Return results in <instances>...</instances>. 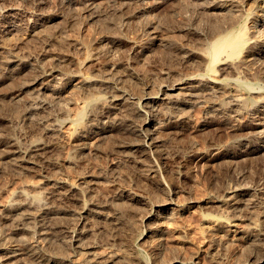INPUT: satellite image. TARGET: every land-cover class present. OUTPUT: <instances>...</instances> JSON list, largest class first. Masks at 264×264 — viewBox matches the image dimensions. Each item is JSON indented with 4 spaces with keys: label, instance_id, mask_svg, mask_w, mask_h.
Returning <instances> with one entry per match:
<instances>
[{
    "label": "rangeland",
    "instance_id": "1",
    "mask_svg": "<svg viewBox=\"0 0 264 264\" xmlns=\"http://www.w3.org/2000/svg\"><path fill=\"white\" fill-rule=\"evenodd\" d=\"M85 1H87V0H0V2L1 3L3 2L2 4L6 5V6H10V5L15 6V4H16V6L17 5L21 6L19 8L22 9V11L24 12V15L27 14V16L25 15L26 17L24 16L20 19V21L18 23L19 27L17 26L18 28L16 27V29L13 31L14 34H13V32H9L10 33L9 35L6 34V38H7L6 41H8V42L12 41V43L14 42V44H17V46L20 45L18 47L20 52L22 51L21 53L26 54V55L29 54L28 55V56H30L29 61L31 60V62H29V68L26 70L24 69L23 71L21 70L20 71L21 73L19 72L18 69L17 70L15 68L12 69V67H8L6 65H5V67H4V65H2V67H1V63H0V68H1L0 71H1V73H3V74L0 73V75L2 77V78H0L1 79L0 83L2 84V86L0 84V86H1L0 87V99L5 98V100H7V101H4V99L0 100V104H1L0 107H1V109L3 108L2 109L3 113L0 111V246H1V248L4 246L6 248L8 247L7 249H9V250L10 249L16 250V248H17L19 250V251L17 250L18 253H20L22 255L21 256L22 261L27 262L28 257L30 255L32 249L33 248L35 249L36 247H38V244H37L38 242H41L43 239H45L49 235H52L53 233H55V234H53L52 236H49V239L50 238L52 239L53 236L55 239V235H57L59 237L58 233H60V230H55V227H56L55 225L60 226L58 228H61L69 220L65 219L66 220V221L64 220L65 223H64V221H61V222L59 221V223L58 222L55 223V220L49 221L47 219H44L45 220L44 223L46 222L45 225H47V223H51L50 225L48 224L50 227H47L48 225L47 226H39V227L36 226L37 227L36 234L34 233L35 235H32V233H33L31 231L32 229L31 228L27 229L26 228V227H28L27 224H25V225L23 224V226H22V221H21L19 215L16 214L15 212L11 211L8 208L12 202L17 200V198L19 196L18 193L23 191V190H25L26 192L28 191L29 193H33V194L36 191L35 194H37V195L42 194L40 196L43 197L52 191V187L56 188V186H61L62 190L61 189L57 190V191L55 190V195L52 197V201H51L52 203L54 201V204H52V205H55V203H56L57 205H61L62 207H69L71 209L75 208L74 210H76V211H79V210L81 211V209H83V208H86L87 211H89V213L87 212V214L89 215L88 218H90L89 222H92V224H94L95 227L100 224L99 226L102 228L100 235H98L97 238L94 240L95 242L93 241V239L91 241L92 242L91 244L92 245L94 244L93 246L95 247V251L98 252L100 250L99 253H101L102 250H108L109 251L110 250L109 249L110 244L116 245V243H115L116 241H122V242H125L126 244H129L130 241L132 242L134 240L133 239L134 234L141 235L142 233H145L149 229H152L154 227L153 229L156 232L155 236L157 235L158 237L154 236L152 238V240H150V242H152L156 247L153 244H150L151 247L147 246V248H145L144 251H145L146 255L151 256L152 255L151 253H153L152 251L157 250L158 248H159L158 250H160V251L163 249L161 251L162 253L161 252L160 253H161V256H163L162 258H164V259H162L163 260L162 262H164V264H165V262H167L166 264H172L176 261H182L184 264H241V263L242 264H248L250 261L252 262V260H253L252 258H254V257L255 258H258V257L261 258V264H264V257H263L264 252L263 253L262 252L256 253L257 251L260 250V246H261L260 244L264 242V237L258 235L262 238L261 239L259 237L260 238L259 239L257 236H254L256 234H251V236H250V238L252 239L251 240L242 234V233H245L248 230V228L251 226V223H250L251 220L249 218H247V217H249V215H247L249 210L248 211L243 210V212H244L243 214H245L246 216L242 214V215H239L240 218L238 216V219H237V217L234 218L229 213H226L227 209L221 208V206H220L221 209L219 208L218 205H216V206L215 205H213V206L209 205L208 206L210 201L213 202L216 200V198H217V200H219L220 197L224 196L226 194V192L229 191L228 188H231V189L240 188V187L241 188H244V187L247 188L250 193L252 192L250 195H253V196L249 197L250 199H252V198L254 199L257 197L254 200L252 199L253 202H260L264 199V190H263L264 189V147H263V144L262 143L259 144L257 141L258 139H256V136H254V135H251L252 137L249 135L251 139L249 138L247 143H245L244 141H241L240 137H245L246 134L244 135V133H242L244 135L243 136L242 134L240 135V133H237V132L235 133V128H234V126L235 127L242 126V125L244 126L249 122L248 113L246 111H243L239 116L229 118L230 122H229V120H228V122H226L225 118L221 117L219 115H215L211 118H206V115H205L206 106L205 105H199V106H201V108L199 106H196V107L192 108L190 111H188L189 114L188 113L186 114L185 121L187 123L185 121H183L182 123L179 124L178 129L174 130L175 132L177 131L176 132L177 135L175 134L174 131H172V132L166 131L167 134L165 131H163L164 135L163 134H161L162 136L160 135V138L162 139V141L159 138V141H160L159 145H160V148L161 147L162 148L161 149L159 148L158 149L159 152L157 153L155 151V149L154 148L152 149V147H150V145L147 143V139H146L147 133L145 131H142L141 128L139 127L140 126L139 122H141V120H140V117L138 115H136L137 113L135 114V112H136L135 108L137 107L136 104L139 103V101L141 100V97L143 98L144 96H146V93H147V95H149L150 94L149 91L151 92V94L152 93L155 94L157 91V94L160 93L159 97L162 99L163 96H161V93L165 90L166 85H168V83L170 81V77L169 78L168 77L162 78L161 77V73H162L161 71H167L168 69L174 68V70L176 69L175 70L176 75H179L182 73L185 74L187 72H191L192 70L190 71V69L195 67L196 64L198 65L200 60L196 59V61H199V62L198 63L193 62V64H195V65L192 67V65H193L192 64L191 67L188 68L183 63L184 60L188 59L184 53L183 54L185 56L183 54H181V52H178V51L175 52L176 49H173L174 51H172V49H171V53H170L169 49L163 48V50H160L162 47L159 48V46L157 47V45L155 43H151L150 47L146 48L147 50L146 49L144 50V54H142V50L138 49L137 47H135L133 45L131 47V44H126V45H121V46L113 48V50L118 48L115 51L117 53L118 57H115L116 59H114V61L104 59L105 57L101 56L100 61L95 62V61H92L91 59H89V54L87 51L74 48L73 46H70L68 44V41H67L69 38L76 37L80 41L85 39L86 43H87V41H89L92 38V36L94 37L95 35H98V34L103 35V34L109 32L111 27H112L111 32L115 31V32L119 33V31H120V33L122 34L123 32H125V30L127 31V32L123 33L122 35L120 33L119 34L116 33L118 37L129 38V40L135 39L141 43H144V41H146L147 35H148L146 33L149 32L150 28L159 26V28H161L164 32L168 28L169 32L168 31H166V32L170 33L169 35H171L172 33H173L172 35L175 34L174 38H178V37H176V35H178V34H179L178 36H180L178 38L179 40L181 38H183V36L184 37L186 36L187 38L185 37L184 38L185 40L181 39L180 41H182L184 43H186V41H187L186 44H188V43L194 44L196 37H195V32H194L191 24H193L194 20H195V24L200 23L201 21H198L199 20L198 18H201L202 22L200 23L201 25H199V26H202V24L204 22L203 21V18H204L203 15H205V18L207 19L208 13L206 14V12H205L207 9L205 10V8H204V5H206L207 3H208L207 5H209V4L210 5H217L216 3H218V1H219L218 4H221L224 2L223 4L224 5L227 4V5H225V7H227V10H229L228 12H230V14L232 13V11H234L232 14H236V15H238L239 12H240V14L242 13L243 15L239 14L238 16H240V17L242 16L243 18L247 19L246 20L247 26L254 28L255 20L259 19V16L260 17L264 16V15H262L264 13V0H226V3H225V0H214V2L211 0L212 3L210 2V0H206V1L203 0V2L206 4H204L202 2V0H200L203 5L202 4L199 5V0H177V1L176 0H171V1L170 0L169 1L168 0H153V2H152V0H147V1L142 0L143 2L142 1L139 3L131 2L128 5H123V4L121 5L120 2H117L116 0H114V2H113V0H93V1L88 0L87 2H85ZM207 1H209V2H207ZM158 2H159V4H158ZM230 3L234 6H231ZM144 4H145V7H144ZM119 5L122 7H119ZM174 5H175V7H174ZM187 5H189V7ZM116 6H118V7H116ZM200 6H201V8H200ZM229 6H231V7H229ZM235 6L237 8H239V11ZM126 7H127V9H124ZM180 7H182L183 11H182V9H180ZM183 7L187 8V9H185ZM191 7H193L192 8L193 10H191ZM195 7L196 8L198 7V8L196 9ZM233 7H235V9ZM176 8H177V10L178 9L179 10L177 11ZM132 9H133V12H132ZM189 9L191 10V12L188 11ZM202 9H204L205 11L203 10L200 12V10H202ZM116 10H120V11H118V13L116 15L114 14V17H112L113 14L111 12L116 11ZM124 10L130 14H128V13L126 14V12ZM140 11H141V13H140ZM172 11H174L175 13L176 12L178 13L180 11L181 13L180 12L179 13L181 15L179 13L178 14L176 13L177 14L176 15ZM119 12H121V13L119 14ZM198 12H199V14H197ZM237 12H238V14H237ZM243 12H245V13H243ZM185 13H186L187 17L185 16ZM189 13H191V14H189ZM252 13H254V14H252ZM257 13H258V15H257ZM171 14L173 17L171 16ZM192 14L193 15L195 14V15L193 16ZM31 15L33 17H31ZM182 15H184V16H182ZM68 16L72 20H70V18ZM109 16H111L113 19ZM115 16L118 17L117 18L118 20H121L120 21L121 24L119 22H117L118 20L116 21ZM167 16L169 17L168 18L169 20L167 19ZM191 16H192V18H191ZM202 16H203V18H202ZM119 17H120V19H119ZM170 17L174 18L175 20L171 19ZM162 18H164V19H162ZM205 18H204V20H206ZM253 18H255V19H253ZM104 19H108V20L103 21ZM110 19H112V22H110L111 21ZM159 19H160V21H159ZM170 19H171V21H170ZM252 19L254 20V22ZM69 20L74 21L75 25L77 23V26H75L74 24H70ZM114 20L116 21L115 23H117L118 26H121L120 29H119V27H116V26L114 27V25H112V23H114L113 22ZM161 20H163V21H161ZM164 21H166V24ZM104 22L107 23V25L109 23L110 26L109 25L107 26ZM160 22H162V24ZM163 22L165 24L164 26H163ZM32 23L35 26L38 25L37 28L38 27L40 28V30H39V28H38V30H36V34L34 36H32L30 34L34 28V25H32ZM102 23H104V24H102ZM150 23L152 24L151 27H150ZM181 23L184 27L188 26V25L190 27L188 26L185 28H183V27L179 28L181 26ZM185 23H186V25H184ZM68 25H70V26H68ZM104 25H106V26H104ZM155 25H157V26H155ZM71 26H73V27H71ZM144 26L146 27V29ZM263 26H264L263 24H260V26H257V27H259V29L257 28L258 30L261 29L260 30V31H262L261 33L264 32ZM101 27L103 29L105 27V29H104L105 31H103V29ZM41 28H43V30H41ZM189 28L191 29V31ZM192 30H193V32H192ZM37 31H38V33H37ZM39 31H41V32H39ZM184 31L187 34H185ZM15 32H17V34ZM126 33H128V34L125 35ZM38 35H40V36H38ZM119 35H121V36H119ZM263 35H264V33H263ZM35 36H37V37H35ZM144 36H146V37H144ZM23 37L25 38V40L22 39ZM30 37L32 38L31 40L28 39ZM26 40H28V41H26ZM85 40H83V42H85ZM0 41H1V39H0ZM17 41H21V43L17 42ZM22 41H24V42H22ZM129 45H130V47H129ZM155 48L159 51H157ZM153 49L156 51H154ZM23 50H25V51H23ZM166 50H168V51H166ZM42 52H43V54L45 53L44 55H47V56H54V54H56L58 56H62V57L73 56L76 61H74L75 64L71 63V65H69V68L66 71H64V73L65 74L67 73V74L65 75V79L63 81L64 83L62 85V88H64V87L65 88L61 89V92L59 94L55 95L57 98L46 96L47 98L45 97L43 100L39 99V100H41L39 102L41 103L42 106L39 103H37L36 106H38V110L36 109L35 114H37V113H39V114L35 115L34 112L29 114L28 109L30 108L31 102H28V101L36 100L38 92L36 93V90L34 91V88L28 89L29 91L28 90L26 91V92H29V95H28V93H26V92H25V94L24 93L17 94L16 90H18L20 87H22V85L29 82L32 78H34L36 76L37 71L39 70L37 68H40L41 64L38 61H36L37 59L35 56L36 55L39 56L40 54L42 55ZM115 52L113 51L114 56L116 55ZM161 52H163V53H161ZM173 52H175V53H173ZM159 53H161V54H159ZM177 53H178V56H177ZM51 54H53V55H51ZM171 54H173V55H171ZM179 54H181V55H179ZM145 55H147V56H145ZM152 55H153V57H152ZM257 57H255V59H254L255 61L253 60L254 62L251 61L247 64L249 66L248 69L252 73L251 77L247 78V80H245V81L238 83L236 86V89H239V90L242 89L241 92H243V94L246 93L245 95L251 93L250 96L253 99L258 98L260 95L264 96V81L261 80L263 78H260L259 74H258L259 69L260 70L264 69V62L259 60V58H261V57H258V58ZM117 58H118V60H117ZM34 59L36 62L34 61ZM157 59H159L160 61ZM88 60H90V61H88ZM83 61H88L87 62L88 64L86 63L87 66L85 65V66H83V68L82 67L78 68L77 67L78 63L83 62ZM146 62H148V64ZM259 62H261L260 65H259ZM160 63H162V64H160ZM168 63L170 65H168ZM177 63H178V65H177ZM255 63H256V65H254V66H256V69L253 66V64H255ZM171 64H172V67H171ZM261 64H263V66H261ZM131 65L134 68H135V66H137L135 68L136 70L134 69V71H133L132 68H130ZM258 65L260 66V68L257 67ZM167 66H170V67H167ZM31 67H32V69H30ZM77 68H78V70H77ZM114 68H115V70H114ZM177 68H178V70H177ZM183 68H186V69H183ZM257 68H259V69H257ZM11 69L14 70L13 73H12ZM81 69H82V71H81ZM127 69H129L130 71ZM146 69L148 71H146ZM27 70H29L31 72L28 71L27 73H25V71H27ZM116 70L118 71V74H119V76L117 74V77H119L118 80L120 78L122 80L124 79V81H123L124 83H122V80H119V82H117L118 81L117 80L116 82L119 83V85L114 83L113 88H115V89L112 88L111 91H106L104 94H101V93H103V91L99 92L100 90L97 87L83 88L81 85L82 84L81 82L83 81V79L86 76L87 77L90 75L94 76V75L98 74L99 72H106V71H108V72L115 71L117 73ZM157 70H158V72H157ZM185 70H186V72H185ZM256 70H258V71L256 72ZM77 71H79V72H77ZM136 71L137 72H140V71L141 72H148L149 73V74L147 73L148 78L142 77V76L140 77V75L136 74L137 73ZM68 72L72 73V75L69 74ZM76 72H77V74H76ZM14 73L16 74V76L18 78L15 76ZM226 73L224 74V77L226 79H230L231 73L230 72H226ZM24 74L25 75L29 74V75L28 76L26 75L27 78H24L25 77ZM121 74H122V76H120ZM132 74H134V75H132ZM4 75H7L8 77L5 76L6 77L5 78ZM18 75H20V76H18ZM135 75H136V77H135ZM13 76L16 77V80H15V77H13ZM158 77H159V79H158ZM173 77H175V76L173 75L172 78ZM27 79H28V81H27ZM162 79H163L164 83L160 84ZM80 80H82V81H80ZM4 82H7V83H4ZM165 82H167V83H165ZM120 83L124 84V85H121ZM249 83L251 85H248ZM19 84L21 86H19ZM118 86L122 89H120ZM80 87H81V89H79ZM123 87H124V89H123ZM92 88H95V89H92ZM127 89H128V91H127ZM30 90L33 91V93ZM94 91L96 94L94 93ZM124 91L128 92V93L126 92L127 96H124V95H122V96H124L126 99L125 101L126 102L128 101V102L127 103H121L123 105L120 104V105H116V106L111 107L110 108L111 111H109V114L108 113L101 114V116L105 115V117L107 115H110L108 125L114 126L113 130H111L110 132H104V133L101 130L92 131L91 136L88 137L86 143L81 147L82 148L81 153H79L78 149L80 147L79 146L80 144L75 140V131H76V126H77L76 123L78 121V116L81 113V111H83V108L85 106V102L93 95L94 96L103 95L108 100H110V98L113 97L115 94H116V96H121V94H123ZM8 96H9V99H8ZM12 96H14V97L10 98ZM30 96H31V98H30ZM17 97H18V99H16ZM13 99H15V100L12 101ZM8 100H10L11 103ZM50 101H51V103H50ZM252 101H254V100H251L250 103H252ZM7 102L10 103V104L8 103V105H10L9 107L7 105ZM55 102L57 103L56 105H55ZM61 103H63L65 105V107ZM4 104L8 108H11V110L6 108V106ZM58 104L60 107L58 106ZM159 104L163 107V104L161 102H159ZM4 107L6 109H8L9 111H7ZM44 107H46L47 109ZM61 107H63V108H61ZM12 109L13 110L17 109V111H16L17 113L15 111H13ZM62 109H63V111H66V117L60 116ZM9 112H11V113H9ZM15 113L18 115L16 116ZM124 113L127 114L126 115L127 117L123 116V115H125ZM3 114H5V115H3ZM114 114L115 115L117 114L118 117L121 116L120 120H118L119 118L114 116ZM2 115H3V118H2ZM8 115L9 116L11 115V116L9 117ZM52 115H53V117H55V121H56L55 123L58 124L59 128H57V130L55 132L50 133L48 131V127L46 128V126L45 125L43 126V124L45 123L44 121H47L49 118L52 117ZM30 116H31V118H30ZM44 116H46V117H44ZM218 116L220 117L221 120L219 119ZM5 117L6 118L8 117V118L6 119ZM10 118H13V119H10ZM21 118H23V119H21ZM128 118L133 119V120H130ZM148 118H150V117H148ZM161 119H162V121H161ZM161 119H160V121L152 119L154 122H151V125L155 127L156 122H157V125L159 123L165 124L164 117L161 116ZM11 120H12V122H11ZM18 120H20V122ZM21 120H24V123H23V121L21 122ZM26 120H28V121H26ZM117 120L120 121V123L119 122L116 123ZM150 120H151V118H150ZM106 121L107 120H104V122H106ZM110 121H112V122H110ZM158 121H159V123H158ZM234 121H236V123ZM16 122H17V124H16L17 126L15 125ZM121 122H123L124 124ZM41 123H42V125H41ZM131 123H133V124L131 125ZM120 124H122L123 126ZM137 125H139L138 127L140 130L137 128ZM227 125H229V126H227ZM129 126H130V128H129ZM133 126L134 127L136 126V128H134ZM202 126H206V127L202 128ZM22 128H24V129H22ZM199 128L200 129L202 128L203 131L199 130ZM124 130H125V132H124ZM128 130H129V132H127ZM178 130H180V132ZM182 130H183V132H182ZM122 131L125 135L122 133ZM139 131L141 134L139 133ZM205 131L206 132L208 131V132L206 133ZM94 132H96V133H94ZM133 133H135V134H133ZM137 133L140 135H138ZM126 135H127V137H126ZM173 135H175V136H173ZM182 135L184 137L179 138ZM253 136H254V138H253ZM131 137L133 138V140ZM142 137H143V139H142ZM246 137H247V135H246ZM14 138L17 141L19 140L18 141L19 146H17L19 148V150H16V149H18L17 147L15 149L11 148L8 145V143H7L8 147L6 146V142H9L8 140H11ZM129 138L131 140H129ZM252 138H253V140H252ZM6 139H8V140H6ZM139 139H142V140L139 141ZM137 140L140 142V144H138L139 142H137ZM37 141H39L42 145H44V150H43L44 153H39L37 155L35 154V156L33 157V159H34L33 164H27L26 165L27 167L24 166V168H22V166L20 167L18 165V161L22 158L25 151H27L32 146V144L37 142ZM123 141H124V143H123ZM128 141L129 142L134 141V142L129 143ZM169 141H170V143H169ZM136 142H137V144H136ZM162 142H164L165 145ZM121 144H123V145L125 144V145L122 146ZM142 144H143L144 149L141 152H139L137 154L132 153L131 154L132 156L127 152V150L128 151L130 150V148H129L130 146L142 145ZM77 146H78V148H77ZM255 146L260 147L259 151L250 153V149H252ZM10 148H11V150H10ZM13 149H14V151H12ZM167 149H170V150H167ZM148 151L150 154L148 153ZM129 152L131 153V151H129ZM243 152L245 153V155L243 154ZM154 153H156V154H154ZM181 153H183V154H181ZM141 154H143V155L141 156ZM144 155H145V157H144ZM148 155H152V156L149 157ZM165 155H166V157H165ZM242 155H243V157H241ZM246 156H247V158H246ZM19 157H21V158H19ZM214 157H216V158L214 159ZM75 158H78V160ZM141 159H142V161H141ZM132 160H134V161H132ZM140 161L142 162V164H140L141 163ZM149 168L151 169V171ZM152 168H153V170H152ZM158 171H159V173H157ZM152 173H153V175H152ZM174 179H175V182H174ZM60 181H62V183ZM168 182H170L171 184ZM175 183H177V184H175ZM54 184H56V185H54ZM38 187L39 188L42 187L40 189L41 191L39 192L40 194L37 193L39 191ZM75 188L76 189L88 188L87 190L85 189L86 194H85V197H82L83 199L81 198L79 200V198H75L72 194H70L71 193L70 189H75ZM29 189H30V191H29ZM226 189H228V190H226ZM251 189H253V190H251ZM59 191H61V192H59ZM222 191H223V193H222ZM253 192H255V194H256L255 196H254ZM95 195H96V198H95ZM121 195H123V196H121ZM129 195L131 198L129 197ZM70 196H71V198H70ZM91 196L94 197V200H97L96 202L99 204V206L101 208V212L103 215H110L108 213V211L113 210L117 205L120 206V203L124 204L125 206L127 205L126 206V208H127L129 206L128 205L129 201L131 200L130 204H132V207L134 206L133 204H136V206H135L136 208L135 207H133V208H135V210L138 209V212L136 210V213L138 214L139 218L137 219V216L135 217L136 220H138V222L136 223L135 222L136 220L134 218H132L134 221L130 218L132 220V222L128 218V220H129V222H128V220L126 221L125 219H123V216H122V219L120 218V221L119 220L113 221V222L108 221L111 225L109 223H108V225H106V223L102 222V221L101 222L98 220L96 221L97 215L93 214L94 213L93 211L91 212V210L93 208V207H91V204H90L91 202L89 200L90 198H92ZM157 197H159V198L157 199ZM164 197L166 200L164 199ZM110 199H111V201H110ZM121 199H122V201L124 199H126L127 201L124 200L123 201L124 203H123L121 201ZM153 199H155V200L157 199V200L155 201ZM160 199H162L163 202H161ZM163 199L166 202L168 200V202L167 203L164 202ZM151 200H153V201H151ZM158 200H159V202H158ZM80 201H81V203H80ZM82 201H83V203H82ZM115 201L118 203L116 204ZM110 202H111V205H109ZM144 202H145V204H144ZM155 202L158 204H156ZM160 202H161V204H159ZM114 203L116 204L115 206L112 205ZM122 204L120 207H121V211L123 212V215H124V213L126 212V209H125V207H122V206H124ZM152 204H154V205H152ZM139 205H141V206H139ZM144 205H146V207ZM148 205H151V206H148ZM86 206H88L89 208ZM107 206H109V207H107ZM110 206H112L113 209ZM119 206H117L116 208H118ZM142 206L147 208L144 210V211L147 210L146 212H144L142 210ZM163 206H165L166 208ZM205 206H207L206 208L208 210L206 208H204ZM102 207L104 210L102 209ZM144 207H143V209H144ZM148 207H149V210H148ZM211 207H213V208H211ZM214 207H216V208H214ZM151 208H154V210H161V208H162V210H164V211L161 210L160 215L158 214L157 217L153 216V219L150 222H146L143 220L142 216L146 215L147 212L152 210ZM124 209H125V211H124ZM139 210L141 211V213L139 212ZM222 211H224V214L225 213L226 214L224 215ZM81 212H83V210ZM109 212L112 214L111 211H109ZM142 212H144L145 214L143 213L144 214L143 215ZM227 212H228V210H227ZM170 214H171V216H170ZM16 215H18V217ZM140 215H142V216H140ZM207 215H209V216H207ZM92 216H95V217H92ZM166 216H168L169 218L167 217L168 218L167 219ZM140 217H141V219H140ZM171 217L172 218L174 217V218L171 219ZM208 217L209 218L210 217L228 218L230 221H232V224L234 225L233 229H236L238 231L235 230V233H231V234L230 233H219L218 235L211 237V235L209 233H207L208 232V225H207L206 219H208ZM123 220H124V222H123ZM69 222L71 223V221H69ZM94 222L97 224L95 225ZM127 222H128V224H127ZM134 222L136 223V225L139 224L138 226L142 225L141 227H139V228H141V230L139 228L137 229L138 226L136 227ZM144 222H145V224H144ZM154 222L156 224H154ZM63 223H64V225H63ZM120 223H121V225H120ZM124 223H125L126 227L130 230L127 231V228L125 226H122ZM52 224L53 225L55 224V225L53 226ZM67 224H68V222L66 223V225ZM103 224H105L106 229L105 228L103 229V227H104V226H102ZM149 224H152L155 226H152ZM112 225L115 228L118 226L117 227L118 231ZM132 225H134V227ZM108 226H110L111 228ZM120 226L124 227L126 229L121 228ZM129 226H130V228H129ZM205 227H206V230H205ZM43 228H44L45 233H43V231H41V230H43ZM45 228L47 229V232H46ZM49 228H50V230H49ZM112 228L117 232L115 233V231ZM109 229H110V231H111V229L113 230V231H111L112 233L109 231ZM121 229H123V230H121ZM131 229H134V230L131 231ZM143 229H144V231H143ZM53 230H55V231H53ZM104 230H106L107 234L104 235L105 237L104 236L102 237V235L106 233ZM243 230H244V232H243ZM49 231H51L52 233ZM120 231H121V233H120ZM126 231L130 235L127 234ZM103 232H105V233H103ZM108 232H110V234ZM118 232H119V234H118ZM136 232H138V233H136ZM46 233H47V235H46ZM16 234H20V235L16 236ZM28 234H30V235H28ZM108 234H109V236L111 234H113V235H111V237L113 239L111 237H109ZM115 234L121 235V236H118L120 238H118L117 235H115ZM220 234H221V236H219ZM223 235H225V236H223ZM22 236H23V238L24 237L26 238V239L24 238V241H23ZM130 236L132 237L131 240H129L131 238ZM217 237H218V239H217ZM255 237H257L258 239ZM114 238H116L115 239L116 241H113ZM213 238H215L219 241V245H218L219 247L218 248H219V250H220V248L222 249L220 251L224 250L225 255H223L224 254L223 253L221 256L214 258L209 254L212 247H213V244H212ZM254 238L258 241H256ZM106 239H108V240L105 241ZM36 240H38V241H36ZM123 240H125V241H123ZM126 240H127V242H126ZM249 240H251V241H249ZM254 240H255V242L258 243V244L254 243V245H256V246L252 245ZM2 241L5 243V244L3 243L4 246L2 244ZM22 241H23V243H21ZM108 241H109V243H107ZM250 242H251V244H250ZM99 243H100V245H99ZM35 244H37V245H35ZM41 244H43V242H41ZM54 244H55V242H54ZM95 244H96V246H95ZM157 244L158 245L161 244V245H159V247H158ZM6 245H8V246H6ZM58 247H60V245ZM112 247L113 246H110V248H112ZM61 248H62V246H61ZM150 248H152V249H150ZM68 249L65 250V258H68V257L69 258H76V257L78 258V255L74 252V250L71 251V249H72L71 247ZM67 251L70 253L72 252L71 256H70V253H69V255L66 254ZM163 251H164V253H163ZM102 253H106V251H104ZM143 256L146 257L144 254H143ZM23 257L26 258L27 260H25V259L23 260ZM210 257H212V258H210ZM165 258H166V261H164ZM176 258H177V260H176ZM247 258H248V260H247ZM168 259L169 260L171 259L172 261L171 260L169 261ZM175 264H177V263H175Z\"/></svg>",
    "mask_w": 264,
    "mask_h": 264
},
{
    "label": "bare ground",
    "instance_id": "2",
    "mask_svg": "<svg viewBox=\"0 0 264 264\" xmlns=\"http://www.w3.org/2000/svg\"><path fill=\"white\" fill-rule=\"evenodd\" d=\"M88 1V0H87ZM85 1V2H87ZM93 1V0H92ZM117 2H120V4L122 5H128L130 4L131 2H141L142 0H116ZM147 1V0H146ZM169 1V0H168ZM171 1V0H170ZM177 1V0H176ZM206 1V0H204ZM214 2V0H212ZM212 1L210 0V2L212 3ZM65 2V1H64ZM70 2V1H69ZM114 2V0H113ZM116 2V3H117ZM143 2V1H142ZM150 2V1H149ZM153 2V0H152ZM203 2V0H202ZM202 2L199 0V5L202 4ZM209 2V1H207ZM221 2V1H220ZM3 3V2H2ZM1 2H0V63H1V67L2 65H5L8 66V67H12V69H18L19 72L22 70H26L29 68V62H31V60L29 61V58L30 56H28L29 54H23L20 52L19 50V46H17V44H14V42L12 43L11 42H8L6 41L7 38H6V34H10L9 32H13L16 27L18 26V23L20 21V19L22 17H24L25 15L27 16V14L24 15V12L22 11V9H20L19 7L21 6H6V5H3ZM204 3V2H203ZM219 3V1H218ZM216 3L217 5H204V9L200 10L201 11H205L206 14H207V19L205 18V15L204 18L206 20H204L203 16V24L202 26H199L201 25L200 23L202 22L201 18H198L199 20L198 21H201L200 23H197L198 24H195V20L193 22V24H191V26L193 27V30L195 32V42L194 44H186L182 41H180L181 39L185 40L183 36V38H181L180 40L178 39L180 36L176 35V37L178 38H174L175 37V34L174 35H169L170 33H167L166 31H168V28L167 30L164 32L161 28L158 27H151V23H150V30L147 35V39L146 41H144V43H141L137 40H129V38H123V37H118L117 34L120 33H117L115 31H112L111 32V29L109 32L105 33V34H98V35H95L94 37L92 36V38L87 41L86 43V40L85 42L80 41L78 38L76 37H72V38H69L67 41H68V44L70 46H73L74 48H77V49H81V50H85L88 52L89 54V59H91L92 61H100V58L101 56H104L105 58L104 59H107V60H110V61H114V59H116L115 57H118L117 53L115 52L118 48H116L115 50H113V48L115 47H118V46H121V45H126V44H131V47L132 45L137 47L138 49L142 50V54H144V50L146 48H149L151 43H155L157 45V47L159 46L162 47L160 50H163V48L165 49H169L170 50V53H171V49L172 51H174L173 49H176L175 52H181V54H185L186 57L188 59L186 60H182L184 65L188 68L191 67V65L193 64V62H196L198 63L199 61H196V59L200 60L199 64L195 67H193L195 64L192 65V69H190L191 72H186L185 70V74H179V75H176V69L174 70L173 69H168L167 71H161V77H170V81L168 83V85H166V88L165 90L161 93V96L162 99L159 97L160 96V93L157 94V91L155 94H151V92L149 91V95H147L146 93V96H144L143 98L141 97V100L139 101L137 105V107L135 108L136 109V112L135 114L138 115L140 117V120L141 122L140 123V126L137 125V128L139 129V127L141 128L142 131H145L147 133V143L150 145V147H152V149L154 148L155 151L158 153V149L160 148V141H159V138H160V135L163 134L164 132L163 131H174V130H177L178 127H179V124L182 123L183 121H185V117H186V114L190 111L192 108L196 107V106H199V105H205L206 106V112H205V115H206V118H211L215 115H219L221 117H224L226 122H228L229 118H233V117H237L239 116L243 111H246L249 115V122L246 124V125H242V126H237L235 128V133H240V135L242 133H244L245 137H240L241 138V141H244L245 143H247L248 139L250 138L251 135H254L256 136V139H258V143L259 144H263V147H264V96L260 95L258 98H252L250 96V94H243V92H241V90L239 89H236V86L238 83L242 82V81H245L247 80V78H250L252 73L251 71L248 69V63L253 61L255 59V57H261L259 58L260 61H263L264 62V35L263 33H261L262 31L258 30L259 27L257 26H260V24H263L264 25V16H259V19H256L255 20V25H254V28L252 27H249L247 26V23H246V20L245 18H243L242 16H238L240 14H232L234 11H232V13L230 14V12H228L229 10H227V7H225V5L227 4H218ZM225 3H226V0H225ZM234 3V2H233ZM118 4V3H117ZM159 4V2H158ZM231 4V3H230ZM235 4V3H234ZM64 5V4H63ZM182 5V4H181ZM203 5V4H202ZM236 5V4H235ZM66 6V5H65ZM180 6V5H179ZM189 7V5H187ZM231 6H234L231 4ZM229 6V7H231ZM237 6V5H236ZM235 6V7H236ZM118 7V6H116ZM119 7H122L119 5ZM144 7H145V4H144ZM175 7V5H174ZM177 7V6H176ZM235 7H233L235 9ZM130 8V7H129ZM155 8V7H154ZM185 8V7H183ZM193 7H191V10ZM196 8V7H195ZM198 8V7H197ZM196 8V9H197ZM201 8V6H200ZM237 8V7H236ZM68 9V8H67ZM124 9H127L124 8ZM180 9H182V7H180ZM187 9V8H185ZM184 9V10H185ZM238 11H239V8H237ZM236 9V10H237ZM65 10V9H64ZM129 10V9H128ZM145 10V9H144ZM149 10V9H148ZM154 10V9H153ZM177 10V8H176ZM179 10V9H178ZM177 10V11H178ZM191 10L189 9L188 11L191 12ZM195 10V9H194ZM263 10V9H262ZM118 11L120 10H116V11H113L111 12L113 14L112 17H114V14L116 15L118 13ZM125 11V10H124ZM130 11V10H129ZM138 11V10H137ZM143 11V10H142ZM181 11V10H180ZM179 11V12H180ZM183 11V9H182ZM241 11V10H240ZM126 12V11H125ZM132 12H133V9H132ZM174 12V11H172ZM178 12V13H179ZM195 12V11H194ZM236 12V11H235ZM242 12V11H241ZM42 13V12H41ZM121 12H119L120 14ZM128 12H126L127 14ZM139 13V12H138ZM141 13V11H140ZM151 13V12H150ZM154 13V12H153ZM175 13V12H174ZM177 13V12H176ZM175 13V14H176ZM177 13V14H178ZM181 13V12H180ZM179 13V14H180ZM184 13V12H183ZM187 13V12H186ZM186 13H185V16H186ZM193 13V12H192ZM245 13V12H243ZM259 13V12H258ZM257 13V15H258ZM30 14V13H29ZM108 14V13H107ZM118 14V15H119ZM124 14V13H123ZM130 14V13H128ZM137 14V13H136ZM170 14V13H169ZM173 14V13H172ZM171 14V16H172ZM176 14V15H177ZM191 14V13H189ZM199 14V12L197 13ZM201 14V13H200ZM205 14V13H204ZM242 14V13H241ZM240 14V15H241ZM254 14V13H252ZM38 15V14H37ZM109 15V14H108ZM117 15V16H118ZM147 15V14H146ZM181 15V14H180ZM193 15V14H192ZM195 15V14H194ZM193 15V16H194ZM202 15V14H201ZM243 15V14H242ZM245 15V14H244ZM256 15V16H257ZM264 15V13L262 14ZM25 16V17H26ZM39 16V15H38ZM47 16V15H46ZM67 16V15H66ZM105 16V15H104ZM128 16V15H127ZM132 16V15H131ZM144 16V15H143ZM150 16V15H149ZM170 16V15H169ZM175 16V15H174ZM184 16V15H182ZM181 16V17H182ZM253 16V15H252ZM31 17H33L31 15ZM44 17V16H43ZM49 17V16H48ZM69 17V16H68ZM100 17V16H99ZM111 17V16H109ZM111 17V18H112ZM116 17V16H115ZM130 17V16H129ZM145 17V16H144ZM147 17V16H146ZM173 17V16H172ZM180 17V16H179ZM187 17V16H186ZM28 18V17H27ZM70 18V17H69ZM73 18V17H72ZM105 18V17H104ZM118 17H116V21L118 20L117 19ZM132 18V17H131ZM150 18V17H149ZM148 18V19H149ZM166 18V17H165ZM169 17L167 16V19ZM171 18V17H170ZM192 18V16H191ZM195 18V17H194ZM257 18V17H256ZM43 19V18H42ZM63 19V18H62ZM61 19V20H62ZM113 19V18H112ZM112 19H110L112 22ZM120 19V17H119ZM130 19V18H129ZM135 19V18H134ZM145 19V18H144ZM151 19V18H150ZM161 19V18H160ZM159 19V21H160ZM164 19V18H162ZM171 19H174V18H171ZM170 19V21H171ZM249 19V18H248ZM255 19V18H253ZM252 19V20H253ZM30 20V19H29ZM28 20V21H29ZM66 20V19H65ZM68 20V19H67ZM70 20H72L70 18ZM69 20V21H70ZM101 20V19H100ZM107 21L108 19H104L103 21ZM166 20V19H165ZM169 20V19H168ZM167 20V21H168ZM175 20V19H174ZM182 20V19H181ZM40 21V20H39ZM43 21V20H42ZM115 20L113 21L114 23H112V25H114V27H120L121 26H118L117 23ZM121 20H118L117 22L120 23ZM146 21V20H145ZM144 21V22H145ZM163 21V20H161ZM188 21V20H187ZM37 22V21H36ZM78 22V21H77ZM151 22V21H150ZM165 24H166V21H164ZM163 22V26L165 25ZM254 22V20H253ZM24 23V22H23ZM45 23V22H44ZM105 23V22H104ZM102 23V24H104ZM148 23V22H147ZM162 24V22H160ZM168 23V22H167ZM174 23V22H173ZM47 24V23H46ZM70 24H74L75 25V22L74 21H70ZM107 25V23H105ZM121 24V23H120ZM154 24V23H153ZM160 24V25H161ZM254 24V23H253ZM32 25H34L32 23ZM42 25V24H41ZM48 25V24H47ZM46 25V26H47ZM73 25V26H74ZM104 25V26H106ZM109 25V23H108ZM107 25V26H108ZM111 25V26H112ZM125 25V24H124ZM149 25V24H148ZM159 25V24H158ZM186 25V23L184 24ZM252 25V24H251ZM38 25H34V28L32 30V32L30 33L32 36H34L36 34V30H38L37 28ZM49 26V25H48ZM70 26V25H68ZM71 26V27H73ZM77 26V23L76 25ZM74 26V27H75ZM103 26V25H102ZM110 26V25H109ZM146 26V25H145ZM144 26V27H145ZM157 26V25H155ZM180 26V25H179ZM189 26V25H188ZM188 26H185V27H188ZM19 27V26H18ZM17 27V28H18ZM44 27V26H43ZM185 28L182 23H181V26L179 28ZM190 27V26H189ZM37 28V29H36ZM102 28V27H101ZM107 28V27H106ZM164 28V27H163ZM178 28V29H179ZM256 28V29H255ZM258 28V29H257ZM264 28V26H263ZM103 29V28H102ZM105 29V27H104ZM103 29V31H105ZM115 29V28H114ZM146 29V27H145ZM170 29V28H169ZM174 29V28H173ZM190 29V28H189ZM40 30V28H39ZM41 30H43V28H41ZM129 30V29H128ZM148 30V29H147ZM172 30V29H171ZM188 30V29H187ZM192 30V32H193ZM117 31V30H116ZM191 31V29H190ZM41 32V31H39ZM125 32H127L125 30ZM123 32V33H125ZM169 32V31H168ZM172 32V31H171ZM17 34V32H15ZM38 33V31H37ZM117 33V34H116ZM122 33V34H123ZM183 33V32H182ZM185 33V31H184ZM14 34V32H13ZM121 34V33H120ZM121 34V35H122ZM128 33H126L125 35H127ZM187 34V33H185ZM189 34V33H188ZM119 35V36H121ZM144 35V34H143ZM192 35V34H191ZM30 36V35H29ZM40 36V35H38ZM27 37V36H26ZM37 37V36H35ZM34 37V38H35ZM146 37V36H144ZM6 38V39H5ZM137 38V37H136ZM187 38V37H186ZM192 38V37H191ZM21 39V38H20ZM19 39V40H20ZM22 39L25 40V38L23 37ZM21 39V40H22ZM29 40H31L32 38H28ZM178 39V40H177ZM139 40V39H138ZM28 41V40H26ZM25 41V42H26ZM189 41V40H188ZM191 41V40H190ZM193 41V40H192ZM17 42H20L21 41H17ZM24 42V41H22ZM67 43V42H66ZM22 45V44H21ZM153 46V45H152ZM123 47V46H122ZM125 47V46H124ZM130 47V45H129ZM154 47V46H153ZM22 48V47H21ZM152 48V47H151ZM72 49V48H71ZM121 49V48H120ZM156 49V48H155ZM116 53V55L114 56L113 55V51ZM147 50V49H146ZM149 50V49H148ZM152 50V49H151ZM154 50V49H153ZM157 50V49H156ZM154 50V51H156ZM25 51V50H23ZM153 51V52H154ZM159 51V50H157ZM168 51V50H166ZM86 52V53H87ZM137 52V51H136ZM141 52V51H140ZM147 52V51H146ZM164 52V51H163ZM161 52V53H163ZM173 52V53H175ZM34 53V52H33ZM114 53V54H115ZM155 53V52H154ZM159 53V54H161ZM167 53V52H166ZM31 54V53H30ZM45 54V53H44ZM43 52H42V55L40 54L39 56L36 55V61H38L41 66L40 68H37L39 69L37 71V74L34 78H32L29 82L25 83L24 85H22V87H20L18 90H16V93L17 94H22L28 90V89H33L34 88V91L36 90V93H37V98L36 100L34 101H28V102H31L30 103V108L28 109L29 110V114L33 113L34 114L36 113V109L38 110V106L37 103H39L41 105V103L39 101V99H44L46 96L47 97H56L55 95L56 94H59L61 92V89H64L62 88V85H63V81L65 79V74L64 71H66L68 68H69V65H71V63H74L75 58L73 56H58L56 54H54V56H47V55H44ZM49 54V53H48ZM179 54V55H181ZM183 54V55H184ZM33 55V54H32ZM53 55V54H51ZM173 55V54H171ZM176 55V54H175ZM184 55V56H185ZM147 56V55H145ZM144 56V57H145ZM149 56V55H148ZM163 56V55H162ZM167 56V55H166ZM177 56H178V53H177ZM142 57V56H141ZM143 57V58H144ZM150 57V56H149ZM153 57V55H152ZM155 57V56H154ZM172 57V56H171ZM175 57V56H174ZM181 57V56H180ZM257 57V58H258ZM140 58V57H139ZM142 58V59H143ZM147 58V57H146ZM170 58V57H169ZM141 59V58H140ZM145 59V58H144ZM150 59V58H149ZM148 59V60H149ZM173 59V58H172ZM33 60V59H32ZM118 60V58H117ZM120 60V59H119ZM147 60V59H146ZM145 60V61H146ZM152 60V59H151ZM159 60V59H157ZM163 60V59H162ZM35 61V59H34ZM35 61V62H36ZM90 61V60H88ZM88 61H83V62H79L78 63V68L79 67H82L86 65V63ZM105 61V60H104ZM137 61V60H136ZM139 61V60H138ZM144 61V62H145ZM155 61V60H154ZM160 61V60H159ZM255 61V60H254ZM253 61V62H254ZM37 62V63H38ZM170 62V61H169ZM258 62V61H257ZM256 62V63H257ZM262 62V63H263ZM118 63V62H117ZM148 64V62H146ZM145 63V64H146ZM150 63V62H149ZM164 63V62H163ZM172 63V62H171ZM174 63V62H173ZM182 63V62H181ZM182 63V64H183ZM253 64L254 65H256ZM261 62H259V65H260ZM33 64V63H32ZM31 64V65H32ZM35 64V63H34ZM75 64V63H74ZM88 64V63H87ZM111 64V63H110ZM115 64V63H114ZM132 64V63H131ZM135 64V63H134ZM151 64V63H150ZM162 64V63H160ZM181 64V65H182ZM258 64V63H257ZM109 65V64H108ZM117 65V64H116ZM127 65V64H126ZM138 65V64H137ZM168 65H170L168 63ZM176 65V64H175ZM178 65V63H177ZM176 65V66H177ZM183 65V66H184ZM257 66L260 68V66ZM37 66V65H36ZM73 66V65H72ZM87 66V65H86ZM113 66V65H112ZM115 66V65H114ZM128 66V65H127ZM126 66V67H127ZM143 66V65H142ZM182 66V67H183ZM261 66H263V64H261ZM33 67V66H32ZM32 67L30 69H32ZM35 67V66H34ZM137 66H135L136 68ZM139 67V66H138ZM144 67V66H143ZM167 67H170V66H167ZM171 67H172V64H171ZM178 67V66H177ZM181 67V68H182ZM255 69H256V66H254ZM36 68V67H35ZM77 68V70H78ZM85 68V67H84ZM112 68V67H111ZM130 68H132V70L134 71V67L131 65ZM161 68V67H160ZM257 68V69H259ZM262 68V67H261ZM5 69V68H4ZM11 69V70H12ZM113 69V68H112ZM111 69V70H112ZM144 69V68H143ZM142 69V70H143ZM148 69V68H147ZM146 69V71H148ZM183 69H186V68H183ZM1 70V68H0ZM115 70V68H114ZM129 70V69H127ZM131 70V71H132ZM136 70V69H135ZM150 70V69H149ZM178 70V68H177ZM188 70V69H187ZM5 71V70H4ZM7 71V70H6ZM9 71V70H8ZM14 70H12V73H13ZM29 70L25 71V73H27ZM33 71V70H32ZM82 71V69H81ZM109 71V70H108ZM97 72L98 74L96 75H90V76H86L83 81H82L80 84L82 85L83 88H91V87H97L101 92L103 91V93L101 94H104L106 91H111L112 88L114 87L113 84L116 83L117 85H119V80H122L121 78L118 80L119 77H117V74H118V71L117 73L115 71H110V72ZM130 71V70H129ZM180 71V70H179ZM183 71V70H182ZM258 70H256L257 72ZM17 72V71H16ZM31 72V71H29ZM79 72V71H77ZM76 72V74H77ZM137 72V71H136ZM158 72V70H157ZM226 72H230L231 73V78L230 79H226L224 77V74ZM253 72V71H252ZM1 73V71H0ZM21 73V72H20ZM33 73V72H32ZM69 73V72H68ZM120 73V72H119ZM133 73V72H132ZM147 73L148 72H137L136 74L140 75V77H147ZM152 73V72H151ZM3 74V73H1ZM15 74V73H14ZM72 75V73H69ZM75 74V73H74ZM149 74V73H148ZM158 74V73H157ZM156 74V75H157ZM227 74V73H226ZM258 74H259V77L260 78H263L261 80L264 81V69L263 70H260L258 71ZM8 75V74H7ZM7 75H4L7 76ZM27 76L29 74H26ZM24 74V78H27ZM131 75V74H130ZM134 75V74H132ZM159 75V74H158ZM157 75V76H158ZM175 76L172 78V76ZM3 76V75H2ZM11 76V75H10ZM16 76V74H15ZM13 76V77H15ZM20 76V75H18ZM23 76V75H22ZM75 76V75H74ZM79 76V75H78ZM119 76V74H118ZM122 76V74L120 75ZM8 77V76H7ZM17 77V76H16ZM16 77H15V80H16ZM80 77V76H79ZM124 77V76H123ZM134 77V76H133ZM136 77V75H135ZM228 77V76H227ZM0 78L1 75H0ZM6 78V77H5ZM10 78V77H9ZM18 78V77H17ZM29 78V77H28ZM146 78V79H147ZM172 78V79H171ZM229 78V77H228ZM30 79V78H29ZM145 79V78H144ZM159 79V77H158ZM1 80V79H0ZM7 80V79H6ZM14 80V81H15ZM22 80V79H21ZM118 80V81H117ZM168 80V79H167ZM255 80V79H254ZM4 81V80H3ZM11 81V80H10ZM25 81V80H24ZM28 81V79H27ZM117 81V82H116ZM124 79L122 80V83ZM157 81V80H156ZM163 81V79H162ZM160 84H163L164 81ZM12 82V81H11ZM227 82V83H226ZM4 83H7V82H4ZM23 83V82H22ZM159 83V82H158ZM167 83V82H165ZM1 84V83H0ZM21 84V83H20ZM19 84V86H21ZM79 84V83H78ZM121 84V83H120ZM121 85H124V84H121ZM248 85H251L250 83ZM2 86V84H1ZM0 86V87H1ZM18 86V85H17ZM16 86V87H17ZM66 86V85H65ZM77 86V85H76ZM156 86V85H155ZM119 87V86H118ZM117 87V88H118ZM122 87V86H121ZM159 87V86H158ZM165 87V86H164ZM257 87V86H256ZM18 88V87H17ZM82 88V89H83ZM120 88V87H119ZM118 88V89H119ZM154 88V87H153ZM261 88V87H260ZM15 89V88H14ZM81 89V87L79 88ZM92 89H95V88H92ZM91 89V90H92ZM97 89V90H98ZM115 89V88H113ZM122 89V88H120ZM124 89V87H123ZM84 90V89H83ZM90 90V89H89ZM29 91V90H28ZM31 91V90H30ZM93 91V90H92ZM114 91V90H113ZM128 91V89H127ZM127 91H124L123 94H121V96H116V94L110 98V100H108L106 97H104L103 95H96V96H91L86 102H85V106L83 108V111H81V113L79 114L78 116V121L76 123V131H75V140L80 144L79 146V149H78V152L81 153V147L86 143L87 139L89 136H91V133L92 131L94 130H101L104 132H110L111 130H113L114 126L112 125H108V122H109V116L110 115H107L105 117V115H102L101 114H104V113H108L109 114V111L111 107L113 106H116V105H120L121 103H127L125 100V97L124 96H127L126 94L128 93ZM154 91V90H153ZM33 93V91H31ZM30 92V93H31ZM81 92V91H80ZM83 92V91H82ZM117 92V91H116ZM127 92V93H126ZM9 93V92H8ZM7 93V94H8ZM13 93V92H12ZM15 93V94H16ZM28 93L29 95V92H26ZM31 93V94H32ZM92 93V92H91ZM95 93V91H94ZM112 93V92H111ZM119 93V92H118ZM117 93V94H118ZM261 93V92H260ZM35 94V93H34ZM86 94V93H85ZM90 94V93H89ZM96 94V93H95ZM3 95V94H2ZM13 95V94H12ZM27 95V94H26ZM91 95V94H90ZM113 95V94H112ZM124 95V96H122ZM254 95V94H253ZM7 96V95H6ZM15 96V95H14ZM14 96L10 97V98H13ZM17 96V95H16ZM20 96V95H19ZM32 96V95H31ZM30 96V98H31ZM58 96V95H57ZM62 96V95H61ZM60 96V97H61ZM86 96V95H85ZM143 96V95H142ZM258 96V95H257ZM46 97V98H47ZM254 97V96H253ZM29 98V97H28ZM57 98V97H56ZM1 99H4V101H7L5 100V98H1ZM0 99V100H1ZM7 99V98H6ZM8 99H9V96H8ZM18 99V97L16 98ZM50 99V98H49ZM54 99V98H53ZM60 99V98H59ZM11 100V99H10ZM8 100L10 103L11 101ZM15 99H13L12 101H14ZM29 100V99H28ZM251 100H254L251 102ZM27 101V100H26ZM61 101V100H60ZM125 101V102H124ZM137 101V100H136ZM7 102V105L8 103ZM16 102V101H15ZM131 102V101H130ZM135 102V101H134ZM159 102H161L163 104V107L159 104ZM9 103V104H10ZM17 103V102H16ZM45 103V102H44ZM51 103V101H50ZM14 104V103H13ZM43 104V103H42ZM57 103L55 102V105ZM63 104V103H61ZM133 104V103H132ZM5 105V104H4ZM64 105V104H63ZM123 105V104H121ZM1 106V104H0ZM3 106V105H2ZM6 106V105H5ZM10 105H8L9 107ZM42 106V105H41ZM59 106V104H58ZM131 106V105H130ZM6 106V108H8ZM13 107V106H12ZM60 107V106H59ZM65 107V105H64ZM201 108V106H199ZM204 107V106H203ZM5 108V107H4ZM5 108V109H6ZM18 108V107H17ZM41 108V107H40ZM46 108V107H44ZM43 108V109H44ZM49 108V107H48ZM63 108V107H61ZM126 108V107H125ZM3 109V108H2ZM2 109L0 107V111L2 112ZM11 110V108H8ZM8 109H6L7 111H9ZM47 109V108H46ZM52 109V108H51ZM127 109V108H126ZM134 109V110H135ZM13 110V109H12ZM20 110V109H19ZM42 110V109H41ZM65 110V109H64ZM128 110V109H127ZM194 110V109H193ZM13 111H17L16 110H13ZM24 111V110H23ZM22 111V112H23ZM113 111V110H112ZM120 111V110H119ZM125 111V110H124ZM132 111V110H131ZM198 111V110H197ZM5 112V111H4ZM12 112V111H11ZM9 112V113H11ZM38 112V111H37ZM58 112V111H57ZM3 113V112H2ZM14 113V112H13ZM17 113V112H16ZM15 113V114H16ZM21 113V112H20ZM127 113V112H126ZM129 113V112H128ZM131 113V112H130ZM191 113V112H190ZM39 114V113H37ZM35 114V115H37ZM61 117L62 116H65L66 117V111H63V109L61 110V113H60ZM125 114V113H124ZM5 115V114H3ZM3 115H2V118H3ZM18 114H16L17 116ZM127 114L123 115V116H126ZM9 116V115H8ZM11 116V115H10ZM9 116V117H10ZM14 116V115H13ZM21 116V115H20ZM24 116V115H23ZM59 116V117H60ZM113 116V115H112ZM114 116L118 117V115L114 114ZM161 116L164 117V120H165V124H160L159 121L161 119ZM218 116V117H219ZM15 117V116H14ZM40 117V116H39ZM46 117V116H44ZM64 117V118H65ZM121 117V116H120ZM120 117H118L120 120ZM127 117V116H126ZM150 117V118H148ZM6 118V117H5ZM8 118V117H7ZM6 118V119H7ZM18 118V117H17ZM24 118V117H23ZM21 118V119H23ZM31 118V116H30ZM33 118V117H32ZM43 118V117H42ZM131 118V117H130ZM128 118V119H130ZM135 118V117H134ZM10 119H13V118H10ZM15 119V118H14ZM115 119V118H114ZM152 119L154 120H159L158 121V125H157V122H156V125L155 127L151 125V122H154ZM188 119V118H187ZM220 119V117H219ZM223 119V118H222ZM240 119V118H239ZM238 119V120H239ZM104 120H107L106 122H104ZM113 120V119H112ZM116 123H120V121H118ZM122 120V119H121ZM124 120V119H123ZM127 120V119H126ZM130 120H133V119H130ZM139 120V119H138ZM221 120V119H220ZM237 120V121H238ZM20 122V120H18ZM23 121L24 123V120H21V122ZM28 121V120H26ZM38 121V120H37ZM115 121V120H114ZM125 121V120H124ZM128 121V120H127ZM137 121V120H136ZM135 121V122H136ZM162 121V119H161ZM12 122V120H11ZM15 122V121H14ZM45 122V123H44ZM43 123V126L45 125L46 128L48 127V131L50 133H53L57 130L58 127V124L55 123V117H52L49 118L47 121H44ZM112 122V121H110ZM138 122V121H137ZM186 122V121H185ZM221 122V121H220ZM230 122V120H229ZM236 123V121H234ZM123 123V122H121ZM126 123V122H125ZM134 123V122H133ZM131 123V125L133 124ZM187 123V122H186ZM223 123V122H222ZM17 124V122L15 123V125ZM22 124V123H21ZM111 124V123H110ZM113 124V123H112ZM124 124V123H123ZM137 124V123H136ZM229 124V123H228ZM232 124V123H231ZM42 125V123H41ZM114 125V124H113ZM122 125V124H120ZM127 125V124H126ZM17 126V125H16ZM23 126V125H22ZM123 126V125H122ZM139 126V127H138ZM183 126V125H182ZM181 126V127H182ZM229 126V125H227ZM128 127V126H127ZM134 127V126H133ZM206 126H202V128H205ZM45 128V129H46ZM117 128V127H116ZM120 128V127H119ZM130 128V126H129ZM136 128V126L134 127ZM202 128L199 130L203 131ZM20 129V128H19ZM24 129V128H22ZM26 129V128H25ZM15 130V129H14ZM140 130V129H139ZM185 130V129H184ZM197 130V129H196ZM17 131V130H16ZM15 131V132H16ZM20 131V130H19ZM24 131V130H23ZM26 131V130H25ZM132 131V130H131ZM180 132V130H178ZM18 132V131H17ZM98 132V131H97ZM100 132V131H99ZM125 132V130H124ZM129 132V130L127 131ZM134 132V131H133ZM136 132V131H135ZM175 132V131H174ZM177 132V131H176ZM175 132V134H176ZM178 132V133H179ZM183 132V130H182ZM206 132V131H205ZM208 132V131H207ZM206 132V133H207ZM12 133V132H11ZM96 133V132H94ZM123 133V131H122ZM140 133V131H139ZM202 133V132H201ZM204 133V132H203ZM234 133V132H233ZM234 133V134H235ZM124 134V133H123ZM135 134V133H133ZM138 134V133H137ZM141 134V133H140ZM138 134V135H140ZM167 134V132H166ZM169 134V133H168ZM172 134V133H171ZM125 135V134H124ZM164 135V134H163ZM177 135V134H176ZM201 135V134H200ZM236 135V134H235ZM239 135V136H240ZM243 135V134H242ZM243 135V136H244ZM250 135V136H249ZM101 136V135H100ZM162 136V135H161ZM175 136V135H173ZM234 136V135H233ZM253 136V138H254ZM17 137V136H16ZM127 137V135H126ZM125 137V138H126ZM181 137H184L183 135L180 136L179 138ZM252 137V136H251ZM6 138V137H5ZM132 138V137H131ZM136 138V137H135ZM134 138V139H135ZM163 138V137H162ZM219 138V137H218ZM236 138V137H235ZM252 138V140H253ZM9 139V138H8ZM6 139V140H8ZM18 139V138H17ZM143 139V137H142ZM142 139H139L142 140ZM161 139V138H160ZM251 139V138H250ZM5 140V139H4ZM3 140V141H4ZM126 140V139H125ZM124 140V141H125ZM129 140H131L129 138ZM133 140V138H132ZM136 140V139H135ZM145 140V139H144ZM143 140V141H144ZM175 140V139H174ZM9 142H6V146L8 147V145L11 147V148H16L17 146H19L18 144V141L14 139H11V140H8ZM123 141V143H124ZM137 140V142H139ZM162 141V139H161ZM173 141V140H172ZM176 141V140H175ZM185 141V140H184ZM238 141V140H237ZM240 141V140H239ZM5 142V141H4ZM127 142V141H126ZM129 142V141H128ZM134 142V141H132ZM132 142H129V143H132ZM136 142V144H137ZM3 143V142H2ZM8 143V145H7ZM20 143V142H19ZM31 143V142H30ZM142 143V142H141ZM144 143V142H143ZM164 144V142H162ZM170 143V141H169ZM257 143V142H256ZM126 144V143H125ZM124 144V145H125ZM140 144V142L138 143ZM120 145V144H119ZM122 146H124L123 144H121ZM131 145V144H130ZM162 145V144H161ZM165 145V144H164ZM237 145V144H236ZM258 145V144H257ZM5 146V147H6ZM163 146V145H162ZM260 146V145H259ZM47 147V146H46ZM10 148V150H11ZM18 148V147H17ZM23 148V147H22ZM78 148V146H77ZM85 148V147H84ZM131 151V153L127 150V152L131 155L132 153L133 154H137L139 152H141L144 148H143V144L142 145H132L129 147ZM162 148V147H161ZM160 148V149H161ZM178 148V147H177ZM239 148V147H238ZM250 148V147H249ZM259 148L258 146H255L253 147L252 149H250V153L252 152H257L259 151ZM14 149L12 151H14ZM24 149V148H23ZM48 149V148H47ZM46 149V150H47ZM151 149V150H152ZM165 149V148H164ZM197 149V148H196ZM16 150H19L16 149ZM25 150V149H24ZM44 150V145H42L39 141L35 142L32 144V146L27 150L25 151L24 155L19 158H21L19 161H18V165L22 168H24V166H26L27 164H33V157L35 156V154H39V153H44L43 152ZM147 150V149H146ZM150 150V149H149ZM167 150H170V149H167ZM175 150V149H174ZM189 150V149H188ZM246 150V149H245ZM125 151V150H124ZM154 151V152H155ZM165 151V150H164ZM244 151V150H243ZM146 152V151H145ZM161 152V151H160ZM169 152V151H168ZM248 152V151H247ZM11 153V152H10ZM17 153V152H16ZM83 153V152H82ZM149 153V151H148ZM176 153V152H175ZM178 153V152H177ZM180 153V152H179ZM15 154V153H14ZM150 154V153H149ZM156 154V153H154ZM183 154V153H181ZM218 154V153H217ZM239 154V153H238ZM243 154L245 155V153L243 152ZM22 155V154H21ZM41 155V154H40ZM82 155V154H81ZM128 155V154H127ZM143 154H141L142 156ZM160 155V154H159ZM162 155V154H161ZM167 155V154H166ZM165 155V157H166ZM241 155V154H240ZM12 156V155H11ZM80 156V155H79ZM132 156V155H131ZM135 156V155H134ZM133 156V157H134ZM137 156V155H136ZM140 156V155H139ZM149 157L152 156V155H148ZM157 156V155H156ZM173 156V155H172ZM217 156V155H216ZM239 156V155H238ZM83 157V156H82ZM145 157V155H144ZM159 157V156H158ZM171 157V156H170ZM181 157V156H180ZM221 157V156H220ZM243 157V155L241 156ZM38 158V157H37ZM36 158V159H37ZM79 158V157H78ZM78 158H75L78 160ZM183 158V157H182ZM216 157H214L215 159ZM247 158V156H246ZM85 159V158H84ZM131 159V158H130ZM134 159V158H133ZM136 159V158H135ZM187 159V158H186ZM211 159V158H210ZM225 160V159H224ZM242 160V159H241ZM244 160V159H243ZM71 161V160H70ZM134 161V160H132ZM142 161V159H141ZM140 161V162H141ZM179 161V160H178ZM206 161V160H205ZM136 162V161H135ZM134 162V163H135ZM74 163V162H73ZM132 163V162H131ZM153 163V162H152ZM77 164V163H76ZM138 164V163H137ZM142 164V162L140 163ZM144 164V163H143ZM208 164V163H207ZM206 164V165H207ZM216 164V163H215ZM214 164V165H215ZM224 164V163H223ZM227 164V163H226ZM16 165V164H15ZM14 166V165H13ZM72 166V165H71ZM27 167V166H26ZM73 167V166H72ZM150 167V166H149ZM153 167V166H152ZM21 169V168H20ZM39 169V168H38ZM150 169V168H149ZM157 169V168H156ZM175 169V168H174ZM153 170V168H152ZM158 170V169H157ZM151 171V169H150ZM155 172V171H154ZM150 173V172H149ZM156 173V172H155ZM159 173V171L157 172ZM183 173V172H182ZM187 173V172H186ZM153 175V173H152ZM183 175V174H182ZM170 176V175H169ZM186 177V176H185ZM168 178V177H167ZM62 183V181H60ZM174 182H175V179H174ZM173 182V183H174ZM170 183V182H168ZM60 184V183H59ZM171 184V183H170ZM177 184V183H175ZM56 185V184H54ZM53 185V186H54ZM159 187V186H158ZM36 188V187H35ZM39 188V187H38ZM42 188V187H41ZM39 188L38 190V194H40L39 192L41 191ZM26 189V188H25ZM31 189V188H30ZM29 189V191H30ZM62 190V187L61 186H56V188L52 187V191L48 194H46V196H43L41 197L40 195H37L33 193H28L23 190L21 192H19V196L17 198V200H15L14 202H12L9 206L8 209H10L11 211L15 212L16 214L19 215L21 221H22V226L23 224H27L28 227H26L27 229L31 228L32 230V235H35L36 234V231H37V227L36 226H47L48 224L50 225L51 223H47V225H45L44 223V219H47L49 221H53L55 220V223H59V221H64L65 219L71 221V223L69 221L68 224L66 225L65 221V225L63 223V227L61 228H58L60 226H57L55 225V230H60V233H58L59 237L57 235H55V239H54V236H53V240L50 238L49 239V236H52V235H49L47 236L45 239H43L41 242H43V244H41V242H38V247H36L35 249L33 248L29 257H28V261L25 262V261H22V255L20 253H18V249L16 248V250H13V249H7L5 246H4V242L2 241V244L4 247L1 248L0 246V264H164V262H162L164 258H162L163 256H161V251L163 250H154L152 251L153 253H151L150 255L151 256H148L145 254V248H147V246H150V244H153L152 242H150V240H152V238L155 236V231H154V227L152 229H149L147 232L145 233H142L141 235H136L134 234V237H133V241L129 244H126L125 242H122V241H116L115 239L118 237V236H121V235H117L116 238H114L113 241H116V245L113 244L110 246H113L112 248H110L109 246V251L108 250H102V252L106 251V253H99L100 250L97 252L95 251V247L91 244L92 242V239L93 241L97 238L98 235H100L101 233V227L98 225V226H94V224H92V222H89V219L88 218V214L87 212L89 213V211H87L86 208H83L81 209V211L83 210V212H81L79 209V211H76L74 209H71L69 207H62L61 205H57L55 203V205H52L54 204V201L53 203L51 202L52 201V197L55 195V190ZM67 189V188H66ZM69 189V188H68ZM86 190L88 188H85ZM84 188H78V189H70V194H72L75 198H79V200L82 198V197H85V194H86V190ZM90 189V188H89ZM164 189V188H163ZM229 191L226 192V194L222 197H220L219 200H216L211 202L210 200V203L208 204V206H213V205H218L219 208L221 206V208H225L228 210H226V213H229L231 216H233L234 218L237 217L238 219V216L239 215H242L244 212L243 210H249L248 211V214L250 220H251V226L248 228V230L245 232V233H242L245 237H247L248 239H251L250 236L251 234H256L254 236H257L258 238L260 236H263L264 237V199L260 202H253L254 199L256 198H252L250 199L249 197L253 196V195H250L251 193L249 192V190L247 188H235V189H231V188H228ZM226 189V190H228ZM28 190V189H27ZM253 190V189H251ZM264 190V189H263ZM33 191V190H32ZM50 191V190H49ZM61 192V191H59ZM163 192V191H162ZM165 192V191H164ZM91 193V192H90ZM223 193V191H222ZM254 193V196L256 195L255 192ZM57 194V193H56ZM120 196V195H119ZM123 196V195H121ZM88 197V196H87ZM92 197V196H91ZM126 197V196H125ZM130 197V195H129ZM155 197V196H154ZM153 197V198H154ZM60 198V197H59ZM71 198V196H70ZM73 198V197H72ZM95 198H96V195H95ZM115 198V197H114ZM121 198V197H120ZM131 198V197H130ZM159 197H157L158 199ZM162 198V197H161ZM173 198V197H172ZM83 199V198H82ZM88 199V198H87ZM112 199V198H111ZM110 199V201H111ZM127 199V198H126ZM124 199V200H126ZM139 199V198H138ZM156 199V200H157ZM165 199V197H164ZM163 199V200H164ZM85 200V199H84ZM83 200V201H84ZM90 204H91V207L92 210L91 212L93 211L94 213L93 214H96V221H102V222H105L106 225H108V221L110 222H113V221H120V218L122 219V216H123V219H125L126 221L128 220V218L132 219L134 218L136 220V216H137V219L139 218L138 217V214L136 213V210L138 212V209L135 210V206L136 204H133L135 208L132 207V204H130V201H129V206L126 208V206L122 203H120V206L121 204L124 205L122 207H125L126 209V212L124 213L123 215V212L121 211V207L119 205L118 208H114L112 206H110L113 210H109L112 212V214L108 211V213L110 215H103L102 212H101V208L99 206V204L96 202L97 200H94V197L90 198ZM123 200V201H124ZM141 200V199H140ZM155 200V199H153ZM151 200V201H153ZM155 200V201H156ZM161 202L162 199H160ZM166 200V199H165ZM164 200V202H166ZM259 200V199H258ZM58 201V200H57ZM77 201V200H76ZM82 201V203H83ZM99 201V200H98ZM107 201V200H106ZM114 201V200H113ZM112 201V202H113ZM122 201V199H121ZM122 201V202H123ZM127 201V200H126ZM125 201V202H126ZM137 201V200H136ZM145 201V200H144ZM149 201V200H148ZM100 202V201H99ZM141 202V201H140ZM159 202V200H158ZM161 202L159 204H161ZM168 202V200H167ZM166 202V203H167ZM81 203V201H80ZM101 203V202H100ZM109 203V202H108ZM115 203L117 204L118 202L115 201ZM112 204L113 206H115L116 204ZM124 203V202H123ZM127 203V202H126ZM149 203V202H148ZM156 203V202H155ZM154 203V204H155ZM171 203V202H170ZM105 204V203H104ZM145 204V202H144ZM150 204V203H149ZM152 204V205H154ZM158 204V203H156ZM83 205V204H82ZM102 205V204H101ZM107 205V204H106ZM111 205V202L110 204ZM147 205V204H146ZM146 205H144L146 207ZM207 205V204H206ZM76 206V205H75ZM103 206V205H102ZM141 206V205H139ZM144 206H142V210L144 211L145 208ZM148 206H151V205H148ZM158 206V205H157ZM88 207V206H86ZM109 207V206H107ZM144 207V209H143ZM165 207V206H163ZM207 206H205L204 208H206ZM79 208V207H78ZM89 208V207H88ZM110 208V209H111ZM138 208V207H137ZM166 208V207H165ZM210 208V207H209ZM213 208V207H211ZM216 208V207H214ZM220 208V209H221ZM103 209V207H102ZM124 209V211H125ZM152 210H150L149 212L146 213V215H144L146 211L142 212V216L143 217V220L146 221V222H150L152 219H153V216L157 217V215L161 213V210H154V208H151ZM164 209V208H163ZM207 209V208H206ZM104 210V209H103ZM102 210V211H103ZM141 210V209H140ZM139 210V212L141 213V211ZM148 210H149V207H148ZM208 210V209H207ZM211 210V209H210ZM224 210V209H223ZM107 211V210H106ZM105 211V212H106ZM164 211V210H162ZM223 214H224V211H222ZM163 213V212H162ZM166 213V212H165ZM225 213V214H226ZM105 214V213H104ZM107 214V213H106ZM224 214V215H225ZM18 215H16L18 217ZM213 215V214H212ZM245 215V214H243ZM121 216V217H120ZM164 216V215H163ZM171 216V214H170ZM209 216V215H207ZM206 216V217H207ZM230 216V217H231ZM246 216V215H245ZM14 217V216H13ZM92 217H95V216H92ZM168 216H166L167 218ZM169 218V217H168ZM167 218V219H168ZM174 218V217H173ZM171 217V219H173ZM240 218V216H239ZM94 219V218H93ZM130 219V220H131ZM141 219V217H140ZM156 219V218H155ZM158 219V218H157ZM165 219V218H164ZM170 219V220H171ZM133 220V219H132ZM131 220V222H132ZM207 220V225H208V232L211 237H214L216 235H218L219 233H235V230L236 229H233L234 225L232 224V221H230L228 218H215V217H208ZM17 221V220H16ZM122 221V220H121ZM125 221V222H126ZM134 221V220H133ZM140 221V220H139ZM236 221V220H235ZM18 222V221H17ZM124 222V220H123ZM122 222V223H123ZM129 222V220H128ZM127 222V224H128ZM136 223L138 222V220L135 221ZM134 222V223H135ZM21 223V222H20ZM54 223V222H53ZM95 223V222H94ZM115 223V222H114ZM117 223V222H116ZM135 223V225H136ZM97 223H95L96 225ZM102 224V223H101ZM110 224V223H109ZM131 224V223H130ZM133 224V223H132ZM145 224V222H144ZM148 224V223H147ZM153 224V223H152ZM152 224H149V225H152ZM154 224H156L154 222ZM32 225V226H31ZM47 226V227H50V226ZM53 225V224H52ZM51 225V226H52ZM53 225V226H54ZM60 225V224H59ZM62 225V224H61ZM111 225V224H110ZM121 225V223H120ZM139 225V224H138ZM136 225V227L138 226ZM205 225V224H204ZM21 226V227H22ZM102 226L103 229L106 227L105 224H103ZM113 226V225H112ZM122 226H125V223L122 225ZM128 226V225H127ZM134 227V225H132ZM142 226V225H141ZM141 226H138L137 229ZM147 226V225H146ZM152 226H155V225H152ZM46 227V228H47ZM110 227V226H108ZM114 227V226H113ZM118 227V226H117ZM117 227L115 228L117 230ZM121 227V226H120ZM119 227V228H120ZM132 227V228H133ZM135 227V228H136ZM150 227V226H149ZM236 227V226H235ZM25 228V227H24ZM41 228V227H40ZM45 228V229H46ZM52 228V227H51ZM111 228V227H110ZM121 228H124V227H121ZM127 228V227H126ZM124 228V229H126ZM130 228V226H129ZM134 228V229H135ZM204 228V227H203ZM21 229V228H20ZM106 229V228H105ZM108 229V228H107ZM113 229V228H112ZM111 229V231H113ZM134 229H131L134 230ZM141 230V228H139ZM156 229V228H155ZM22 230V229H21ZM39 230V229H38ZM50 230V228H49ZM53 230V231H55ZM123 230V229H121ZM130 230L127 228V231ZM205 230H206V227H205ZM44 232V228L43 230H41ZM103 231V230H102ZM106 232V230H104ZM110 231V229H109ZM110 231V232H111ZM115 231V230H114ZM118 231V230H117ZM115 231V233L117 232ZM125 231V230H124ZM123 231V232H124ZM126 231L127 234H129L128 232ZM144 231V229H143ZM238 231V230H236ZM28 232V231H27ZM46 232H47V229H46ZM51 232V231H49ZM48 232V233H49ZM103 232V233H105ZM110 232H108L110 234ZM130 232V231H129ZM139 232V231H138ZM136 232V233H138ZM244 232V230H243ZM35 233V234H34ZM40 233V232H39ZM42 233V232H41ZM52 233V232H51ZM112 233V232H111ZM121 233V231H120ZM125 233V232H124ZM132 233V232H131ZM135 233V232H134ZM38 234V233H37ZM107 232L105 234L102 235V237L104 235H106ZM108 234V236H109ZM119 234V232H118ZM133 234V233H132ZM17 235H20V234H16ZM30 235V234H28ZM47 235V233H46ZM113 235V234H111ZM111 235L109 237H111ZM124 235V234H123ZM130 235V234H129ZM136 235V236H135ZM260 235V236H258ZM107 236V237H108ZM125 236V235H124ZM157 236V235H156ZM155 236V237H156ZM221 236V234L219 235ZM225 236V235H223ZM241 236V235H240ZM243 236V237H244ZM253 236V237H254ZM40 237V236H39ZM105 237V236H104ZM128 237V236H127ZM131 237V236H130ZM129 237V238H130ZM158 237V236H157ZM255 237V238H257ZM21 238V237H20ZM23 238V236H22ZM25 238V237H24ZM24 238H23V241H24ZM34 238V237H33ZM112 238V237H111ZM110 238V239H111ZM120 238V237H118ZM254 238V239H255ZM257 238V239H258ZM261 238V237H260ZM259 238V239H260ZM26 239V238H25ZM39 239V238H38ZM89 239V240H88ZM91 239V240H90ZM102 239V238H101ZM105 239V238H104ZM109 239V238H108ZM108 239H106L105 241H107ZM113 239V238H112ZM132 237L129 239L131 240ZM218 239V237H217ZM213 238V247L210 251V255L212 257H218V256H221L223 253V255H225V252L224 250L223 251H220L222 250L220 248L219 250V241ZM262 239V238H261ZM20 240V239H19ZM40 240V239H39ZM252 240V239H251ZM249 240V241H251ZM256 240V239H255ZM255 240L253 241V244H258L257 242H255ZM7 241V240H6ZM5 241V242H6ZM23 241L21 243H23ZM38 241V240H36ZM100 241V240H99ZM104 241V240H103ZM125 241V240H123ZM258 241V240H256ZM261 241V240H260ZM259 241V242H260ZM55 242V244H54ZM95 242V241H94ZM97 242V241H96ZM102 242V241H101ZM111 242V241H110ZM118 242V243H117ZM120 242V243H119ZM127 242V240H126ZM106 243V242H105ZM109 243V241L107 242ZM114 243V242H113ZM7 244V243H6ZM35 244V245H37ZM119 244V245H118ZM251 244V242H250ZM249 244V245H250ZM60 245V247H58ZM100 245V243H99ZM106 245V244H105ZM154 245V244H153ZM152 245V246H153ZM161 245V244H159ZM159 245L157 244V246L159 247ZM251 245V246H252ZM260 250L257 251L256 253H259V252H264V242L260 244ZM8 246V245H6ZM27 246V245H26ZM62 246V248H61ZM96 246V244H95ZM155 246V245H154ZM256 246V245H254ZM32 247V246H31ZM30 247V248H31ZM72 248V250H74V252L78 255V258H65V250L68 249V248ZM108 247V246H107ZM151 247V246H150ZM156 247V246H155ZM221 247V246H220ZM149 248V247H148ZM163 248V247H162ZM255 248V247H254ZM152 249V248H150ZM256 249V248H255ZM18 250V251H17ZM31 250V249H30ZM69 250V249H68ZM149 250V249H148ZM108 251V252H107ZM147 251V250H146ZM161 252V253H160ZM70 252H66V254L69 255ZM72 253V252H71ZM71 253H70V256H71ZM149 253V252H148ZM147 253V254H148ZM164 253V251H163ZM255 253V252H254ZM143 254L146 256L144 257ZM251 254V253H250ZM260 255V254H259ZM258 256V255H257ZM165 257V256H164ZM210 257V258H212ZM264 257V256H263ZM255 258V257H254ZM252 258V262L250 261L248 264H261V258ZM27 260L26 258L23 257V260ZM172 259V258H171ZM170 259V260H171ZM169 260V259H168ZM169 260V261H170ZM173 260V259H172ZM171 260V261H172ZM177 260V258H176ZM248 260V258H247ZM263 260V259H262ZM166 261V258L165 260ZM175 261V260H174ZM246 262V261H245ZM248 262V261H247ZM167 262H165L166 264ZM184 264L182 261H176L172 264ZM244 263V262H243ZM242 264V263H241Z\"/></svg>",
    "mask_w": 264,
    "mask_h": 264
}]
</instances>
